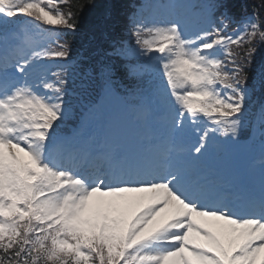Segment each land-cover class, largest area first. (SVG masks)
Listing matches in <instances>:
<instances>
[{
  "label": "snow or ice",
  "instance_id": "6c2138e0",
  "mask_svg": "<svg viewBox=\"0 0 264 264\" xmlns=\"http://www.w3.org/2000/svg\"><path fill=\"white\" fill-rule=\"evenodd\" d=\"M85 6L0 0V264H264V97L249 119L264 0H242L239 20L236 0L136 4L123 37L101 30L94 61L67 39ZM75 74L99 88L90 111L120 96L150 134L63 132ZM257 137L258 190L207 171L210 154Z\"/></svg>",
  "mask_w": 264,
  "mask_h": 264
},
{
  "label": "trees",
  "instance_id": "16d2710c",
  "mask_svg": "<svg viewBox=\"0 0 264 264\" xmlns=\"http://www.w3.org/2000/svg\"><path fill=\"white\" fill-rule=\"evenodd\" d=\"M121 1V0H120ZM120 1L113 0L112 6H110L111 0H96L95 4H88L87 0H81L85 3V7L82 12L79 13V19L81 23L82 33L77 35L75 39L70 37L72 42L75 44L82 43L86 38L94 35V32L97 28H108L109 24H114L116 22L115 10L118 9L119 21L116 25L117 36L123 37V21L125 20V11L120 7ZM128 1V0H127ZM242 0H236V6L232 9V12L235 14L236 18L239 19L242 16V13L239 11L240 3ZM248 2L259 4L260 0H248ZM66 10V9H65ZM106 10H110L111 16L107 20L104 18V13ZM93 26L95 30L93 31ZM99 29V30H100ZM98 30V31H99ZM96 36V35H95ZM236 51H243L242 49H234ZM264 60V46H260L258 49V54L255 58V61ZM252 81V80H250Z\"/></svg>",
  "mask_w": 264,
  "mask_h": 264
},
{
  "label": "rangeland",
  "instance_id": "374dc122",
  "mask_svg": "<svg viewBox=\"0 0 264 264\" xmlns=\"http://www.w3.org/2000/svg\"><path fill=\"white\" fill-rule=\"evenodd\" d=\"M190 19V22L192 23V24H196V20H193L192 18H189ZM100 28H97L96 29V31L94 32V35H96V33L98 32V30H99ZM94 31V30H93ZM92 44L93 43H88L87 44V50L89 51V53L92 55L94 52H95V50H96V48H97V46H94V47H92ZM90 49L92 50V52H90ZM137 131V130H136ZM211 160H212V154H210V156L208 157V159H207V165L208 164H210L211 163ZM217 163H218V160H217Z\"/></svg>",
  "mask_w": 264,
  "mask_h": 264
},
{
  "label": "bare ground",
  "instance_id": "6f19581e",
  "mask_svg": "<svg viewBox=\"0 0 264 264\" xmlns=\"http://www.w3.org/2000/svg\"><path fill=\"white\" fill-rule=\"evenodd\" d=\"M226 162V161H225ZM216 168H219V167H216Z\"/></svg>",
  "mask_w": 264,
  "mask_h": 264
}]
</instances>
